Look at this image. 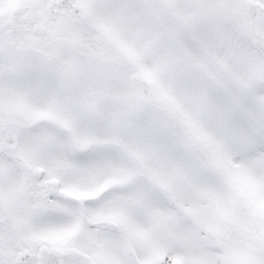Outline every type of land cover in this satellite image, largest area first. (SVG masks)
Wrapping results in <instances>:
<instances>
[{
  "label": "snow or ice",
  "instance_id": "obj_1",
  "mask_svg": "<svg viewBox=\"0 0 264 264\" xmlns=\"http://www.w3.org/2000/svg\"><path fill=\"white\" fill-rule=\"evenodd\" d=\"M0 264H264V0H0Z\"/></svg>",
  "mask_w": 264,
  "mask_h": 264
}]
</instances>
